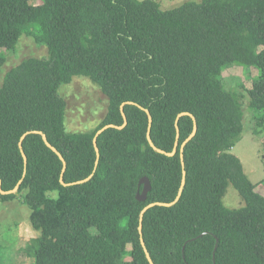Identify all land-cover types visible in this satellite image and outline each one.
I'll return each mask as SVG.
<instances>
[{
    "label": "trees",
    "instance_id": "obj_1",
    "mask_svg": "<svg viewBox=\"0 0 264 264\" xmlns=\"http://www.w3.org/2000/svg\"><path fill=\"white\" fill-rule=\"evenodd\" d=\"M0 0V75L27 35L48 59H27L0 87V201L22 198L36 238L35 264H264V195L231 153L244 130L239 92L224 74L256 68L248 90L257 127H264V0H202L162 10L155 0ZM86 77L108 99L97 129L70 133L60 94ZM243 87V86H242ZM98 138L97 162L93 140ZM151 139L173 157L155 151ZM66 162L50 149L41 134ZM23 150L20 149L23 136ZM84 181L82 184L63 186ZM147 177L152 190L137 199ZM232 185L245 206L223 204ZM55 193L52 197L50 194ZM201 236V237H200Z\"/></svg>",
    "mask_w": 264,
    "mask_h": 264
},
{
    "label": "rangeland",
    "instance_id": "obj_2",
    "mask_svg": "<svg viewBox=\"0 0 264 264\" xmlns=\"http://www.w3.org/2000/svg\"><path fill=\"white\" fill-rule=\"evenodd\" d=\"M142 1V0H140ZM162 10H172L187 2L200 3L202 0H155ZM37 0L35 4L42 3ZM6 53V50H0ZM48 59L46 46L38 45L34 39L23 35L17 50L7 56V62L0 75V87L5 76L13 68L27 59ZM259 75L256 68L246 69L235 66L224 74L226 90L239 92L244 112V130L231 153L236 155L244 166V172L253 183L264 180V127H257L254 113L249 108L248 90L252 88ZM243 86V87H242ZM60 94L67 102L66 127L70 133H85L97 129L108 109V99L99 87L86 77H75L71 84L64 85ZM264 195V185L257 187ZM55 197L56 194H50ZM228 209H240L245 206L237 190L230 185L223 199ZM30 209L22 198L14 201H0V264H35L36 238L40 232L35 231L29 221Z\"/></svg>",
    "mask_w": 264,
    "mask_h": 264
},
{
    "label": "water",
    "instance_id": "obj_3",
    "mask_svg": "<svg viewBox=\"0 0 264 264\" xmlns=\"http://www.w3.org/2000/svg\"><path fill=\"white\" fill-rule=\"evenodd\" d=\"M133 104H134V103H132V102H127V103L123 104L122 107H121V112H122V115H123V118H124V124H123V126H121V127H117V126H115V125H107V126H105L103 129H101V130H99V131L97 132V134H96V136H95V138H94V140H93L94 147H95V151H96V154H97V162H96V165L98 164V160H99V158H100V151H99V148H98V138H99V136H100L102 133H104L106 130L111 129V128H115V129H123V128H125V127L127 126L128 121H127V116H126V114H125V110H124V108H125L126 105H133ZM145 112L147 113L148 118H149V128H148L147 138H148V141H149L150 146H151L155 151H157L158 153H160V154H164V155H166V156H168V157H173V156H175V155L177 154V152H178V147H179V136H180V135H179V127H178V123H179L180 118L183 117V116H190V117L193 119V121H194V129H193V132H192V134L187 138V140L182 144V146H181V148H180V155H181L182 164H183V168H184V154H183V153H184V149H185L186 145H187L190 141H192V140L194 139V137L196 136L197 131H198V126H197V123H196V120H195L194 116L191 115L190 113H182V114L179 115V117L177 118V121H176L177 140H176V143H175L174 149H173L172 152H166V151H163V150L158 149V148L155 146V144L153 143V141H152V139H151V127H152L153 119H152V116H151L149 110L145 109ZM36 133L41 134L42 137H43V140H44L45 143H46V145H47L50 149H52V150H53V151H54V152L60 157V159H61L62 162L64 163V169H63V173H64L65 170H66V162H65L64 158L62 157V155L56 150V148H54V147L48 142V140H47V136H46L44 133H42V132H36ZM26 136H27V135L23 136L22 139H21V142H20V149H21V152H22V155H23V158H24L25 165H27V156H26V154H25V152H24V150H23V140L26 138ZM90 178H91V177H89L88 179H86V180H84V181H79V182H76V183L66 184V183L64 182L63 174H62V176H61V181H60V182H61V184H62L63 186H72V185H76V184H82V183L88 181ZM185 182H186V172L184 171V173H183V179H182V184H181V187H180V190H179L178 196H177V198L175 199L174 202H171V203H161V202L152 203V204L146 206V207L142 210V212H141V214H140V226H139V232H140V236H141V244H142V246H143V248H144V251H145V253H146L147 259H148V261H149L150 264H154V262H153V260H152V258H151V256H150V254H149L147 248H146V244H145V241H144V239H143V220H144V215H145V213H146L149 209H151V208H153V207H156V206H160V207H172L173 205H175V204L180 200V198H181V196H182V193H183V190H184V186H185ZM21 183H22V182H20V183L16 186V188H15L14 190H12V191H8V192H7V191H4V190L2 189V181H1V179H0V193H1L2 195H8V194H14V193H17L18 190H19V187H20ZM139 185H140V186H143V191H142L141 193L138 192V194H137V199H138L139 201H141V202H144V201L147 200L148 194H149V192L152 190L151 182L149 181V179H148L147 177H144V178L141 179ZM200 237H201V236H200Z\"/></svg>",
    "mask_w": 264,
    "mask_h": 264
}]
</instances>
